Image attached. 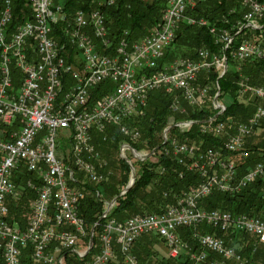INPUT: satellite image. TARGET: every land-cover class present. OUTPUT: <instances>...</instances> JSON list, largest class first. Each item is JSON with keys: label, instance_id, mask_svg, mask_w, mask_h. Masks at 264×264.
Masks as SVG:
<instances>
[{"label": "built area", "instance_id": "built-area-1", "mask_svg": "<svg viewBox=\"0 0 264 264\" xmlns=\"http://www.w3.org/2000/svg\"><path fill=\"white\" fill-rule=\"evenodd\" d=\"M200 1L167 0L160 20L146 36L131 43L122 37L113 53L105 54L97 47L100 44L108 48L112 40L99 9L88 13L76 10L68 15L56 0H29L31 18L10 30L13 3L0 0L2 264H22V249L29 247L26 256L30 264H61L70 250L79 255L86 253L87 248H75L86 237L85 223L77 212L84 192L78 187L75 173L81 172L95 184L106 181L109 175L104 171L106 162L101 163L91 133L93 130L102 132L107 125H113L123 136L137 140L138 130L125 122L140 112L149 92L158 87H163L170 95V114L178 112L185 118L173 123L172 127L178 129L175 133L191 132L196 125L198 133L214 135L218 141H223V147L189 143L190 137L182 140L170 129H164L162 155L180 166L179 177L190 172L197 175V182L181 191L175 202L166 205L161 212L138 213L122 221L106 214L98 250L87 264H107L116 260V249L123 264H149L139 259L133 248L142 235L150 233L165 241L167 264H227L230 260L243 263L246 259L238 252L241 244L234 239L239 234L253 239L250 242L252 252L264 245V162L243 171L236 162L249 158L244 138L255 132L264 118V87L250 85L246 77L237 80V91L250 92L260 104L255 105V113L250 118L237 123L235 133L225 137L226 121L230 118L225 115V105L214 100L219 88L217 80L214 83L197 81L199 73L212 67L223 70L224 54L200 48L195 60L175 58L163 65L162 70L152 72L174 40L180 20L188 24H207L205 19L195 20L187 13ZM112 2L107 0L106 3ZM241 4L245 12L235 23L236 32L239 34L246 27L260 28L264 3L242 0ZM60 24L62 42L53 35L54 27ZM210 31L216 34L215 42L227 49L232 39L230 33L214 25ZM67 46L76 52V66L66 60ZM230 54L241 61L264 60V40L261 36L243 39ZM103 83H110V86L96 91ZM213 89L215 92L211 94ZM203 104L211 111L208 116L199 121L188 117V105L194 108L190 110L193 113L196 108L203 109ZM58 129L68 141L67 156L56 153ZM121 147L125 148V143ZM21 168L38 179L35 182L28 178L24 184L37 193L31 202L25 229L7 221V199L18 194L14 176ZM254 184L258 185L257 196L263 204L260 214L202 206V201L212 192L234 196ZM199 225L217 232L200 231ZM189 226L198 230L193 231L192 236L201 249L193 250L179 237L178 229ZM229 240L236 242L230 244Z\"/></svg>", "mask_w": 264, "mask_h": 264}, {"label": "trees", "instance_id": "trees-1", "mask_svg": "<svg viewBox=\"0 0 264 264\" xmlns=\"http://www.w3.org/2000/svg\"><path fill=\"white\" fill-rule=\"evenodd\" d=\"M12 1L13 20L8 26L10 30L14 29L21 22L31 18L29 0ZM259 1L264 3V0ZM58 2L63 5V9L68 15H71L76 10H83L88 13L95 9H99L104 14L108 36L112 40V45L105 48L99 44L97 49L105 54H112L114 46L122 37L131 43L144 36L161 16L166 5V0H113L111 4H107V0H58ZM244 12L245 9L242 7L241 0H205L198 6L187 11L189 15L196 18H206L210 24L216 27L228 26V23H233ZM259 23L261 25L259 29L246 27L239 35L243 34V37L250 34L257 35L261 36L264 40V16L260 19ZM60 26L61 24L54 27L53 35L59 42H62L63 36L61 37L59 31ZM234 46H236V43L224 50L221 43H216L213 40L208 27L199 24H187L183 21L176 32L174 40L165 50L162 62L160 60L157 68L152 71L160 70L162 65L167 64L166 62H170L177 56L196 59L197 49L205 48L218 55L225 54L228 68L226 73L220 78H218L219 71L214 67L208 71L201 72L197 77L198 82L214 83L218 78L220 91L230 92L233 96L237 90L235 82L240 74L246 75L253 85H264V60L254 59L237 63L230 54ZM66 49V52H64L66 60L75 65V50L70 46H67ZM238 66L240 67L239 70L237 69ZM109 86L110 83H103L96 88V91H101L104 87ZM214 92L215 90L213 89L211 94H214ZM256 102V99L253 101V104L233 102L226 108L225 115L229 118L232 117L233 119L244 121L252 114ZM168 103L169 95L162 90L159 89L150 92L144 114L141 117H137L134 121L141 132V142L133 143L121 135L115 126L107 125L103 132L96 130L92 132V142L96 150L102 156L108 158L112 151L119 150L123 141L130 143L137 150L143 147L149 148V150L154 148L158 150L163 146V129L172 124L175 119V117L172 118L168 111ZM209 113L207 109L195 110L193 113L189 111L188 117L202 120ZM170 132L175 133V127H172ZM187 136L201 141L202 145L205 146L223 147V141H218L214 135H202L198 133L196 125L192 128L191 132L181 134L183 138ZM262 159H264V153L262 155L258 154L255 148L250 157L245 161V164L240 168L243 171L246 167ZM118 160L121 173L118 176L112 174L105 182L99 184H90L86 182L81 172L76 173L79 181L78 186L84 192L83 197L79 201L78 213L88 226V231H90L93 225L95 226V230L91 250L83 258L70 252L71 250L67 251L65 254V264H86L88 262L91 254L97 249L99 244L98 236L107 217L122 221L138 213L161 212L166 205L175 202V199L181 191L197 182V175L190 172L185 173L183 177H179L178 171L180 166L172 159L160 155L157 162H151L149 160L134 161L137 171L135 182L125 194L118 196L120 190L126 185L129 179V165L120 158ZM110 164L112 163L110 162ZM161 169L163 170L161 171ZM17 174V176H14V182L19 189V196L16 198L9 197L7 199L9 210L7 220L10 224H17L20 228L24 229L28 218L27 214L29 212L30 201L37 194L34 190L28 189L24 184L28 178H32L35 182H38V179L36 180L35 175L25 171L24 168H21ZM257 187V184L250 185L245 191L248 194L241 195L242 198L239 200L228 194L212 192V194L202 201V206L206 209L219 206L230 209L233 212L260 214V210L263 209V204L257 196ZM115 196H117L115 205L110 209L107 217L100 219L105 210V201H109ZM198 229L209 232L213 230L205 225H199ZM178 232L183 239L190 242L193 250L201 249L198 242L191 238V228L182 227L178 229ZM218 233L222 236L220 232ZM241 236V239L238 238L239 235L238 237H234V239H238L240 242L241 247L238 248V252L246 261L238 264H264V245H259L257 250L252 252V247L250 246L252 239H248L244 234H241ZM226 240H228V237H226ZM236 240H229V243L234 244ZM155 242V238L153 239L150 234H145L136 241L133 252L139 259L146 260L148 257L155 255L151 251V246ZM30 249L31 247L22 249V264H30V259L26 256V254H29ZM119 256L118 254V258ZM118 258L107 264H122ZM165 261H160L159 264H167L169 259L167 258ZM0 264H2L1 258Z\"/></svg>", "mask_w": 264, "mask_h": 264}, {"label": "rangeland", "instance_id": "rangeland-1", "mask_svg": "<svg viewBox=\"0 0 264 264\" xmlns=\"http://www.w3.org/2000/svg\"><path fill=\"white\" fill-rule=\"evenodd\" d=\"M205 0H202V1H200L198 4H197V6L199 5V4H201L202 2H204ZM56 2L57 3H59L58 2V0H56ZM12 3H13V1H12ZM30 3V2H29ZM241 3H242V0H241ZM61 4V3H60ZM166 6H167V0H166V5H165V7H164V9H163V11H162V14H163V12H164V10H165V8H166ZM162 14H161V16H162ZM12 15H13V7H12ZM72 15V14H71ZM104 15V14H103ZM161 16L158 18V20L156 21V23L149 29V31L144 35V36H146L150 31H151V29L158 23V21L160 20V18H161ZM196 18V17H195ZM201 18H203V19H205L206 21H207V24L206 25H204V26H206V27H208V29H209V32H210V34L212 35V37H213V40H215L216 39V34L215 33H213V32H211L210 31V28L212 27V24H210L209 22H208V20L206 19V18H204V17H197L195 20H197V19H201ZM239 19V18H238ZM261 19V18H260ZM184 20L182 19V20H180V22H179V26H180V24H181V22H183ZM236 21H237V19L233 22V23H228L229 25L228 26H221V27H217V29H220V30H222V29H225V30H227L229 33H230V35H231V41H230V43H229V45H228V47L227 48H229V47H231V46H233L235 43H236V46H237V44H238V42H240L241 40H243V39H246V38H250V39H254V38H258V36L256 35H247V36H245V37H243L244 35L242 34V35H239L237 32H236V26H235V23H236ZM184 22H186V21H184ZM259 22H260V20H259ZM188 24V23H187ZM260 24V23H259ZM179 26H178V29H179ZM260 27H261V25H260ZM177 29V30H178ZM257 29H259V27L257 28ZM177 32V31H176ZM144 36H142V37H140V38H138L137 40H139V39H141V38H143ZM239 39V40H238ZM234 43V44H233ZM222 44V43H221ZM233 44V45H232ZM236 46H234V49L236 48ZM222 48H224V45H222ZM200 49V48H199ZM199 49H197V52H198V50ZM67 50V49H66ZM226 50V49H225ZM66 52V51H65ZM222 55V54H221ZM225 55V54H224ZM231 57H232V55H231ZM77 58L79 59V57H78V54H77ZM176 58H181V57H179V56H177ZM182 58H184V57H182ZM186 58H188V57H186ZM196 58H197V55H196ZM233 58V60H235V62H237V63H243L244 61H251V60H254V59H258V58H251V59H247V60H243V61H241V60H237V59H235L234 57H232ZM163 59V58H162ZM162 59H161V62H162ZM175 59V58H174ZM189 59H191V58H189ZM193 60H195V59H193ZM227 59H226V56H225V62H224V71L223 70H221V71H219V74H218V78H220V77H222L225 73H226V71H227V68H228V64H227V61H226ZM258 60H260V59H258ZM262 60V59H261ZM172 61V60H171ZM160 62V61H159ZM159 62H158V64H159ZM166 63H169V62H166ZM158 64H157V66H158ZM163 69V65H162V67H161V69L160 70H162ZM237 69L239 70L240 69V67L238 66L237 67ZM158 71V70H157ZM152 72H156V71H152ZM223 72V73H222ZM242 77H246L247 78V82L250 84V85H253V84H251L250 83V80H249V78L246 76V75H244V74H240V76H239V78L238 79H240V78H242ZM218 78H217V83H218ZM237 79V80H238ZM237 80H236V82H235V84L237 85V90H238V84H237ZM219 86V85H218ZM253 86H259V87H264V85H253ZM162 90L164 93H166V91H165V89L163 88V87H158V88H155L154 90ZM154 90H152V91H154ZM235 91V93H234V96H233V94L232 93H230V92H221L220 91V87L218 88V91H217V93H215V95H214V100H215V102H220L221 104H223V105H225V109L228 107V106H230L233 102H239V103H243V104H245L247 101H248V103L249 104H253V101L255 100V97H253V96H251L250 94V92H239V91ZM152 91H150V92H152ZM149 92V93H150ZM167 94V93H166ZM169 95V94H168ZM148 96H149V94H148ZM176 96V95H175ZM172 99V98H171ZM147 101H148V99L146 100V103H145V105H144V107L140 110V112H138L137 114H135V116H133V117H131L129 120H127L126 122H125V124L127 125V126H129V127H132V126H134L137 130H138V132H139V137L137 138V140H135V141H131L130 139V141L131 142H141V132H140V130H139V128H138V126L134 123V121H135V119L137 118V117H141L143 114H144V110H145V106L147 105ZM169 101H170V95H169ZM170 103H168V105H169ZM183 104L184 105H186V103H184L183 102ZM256 104H260V101H257L256 102ZM255 104V105H256ZM208 107V105L207 104H203L202 105V107H203V110H205V109H207V111H209V112H211L207 107ZM187 109H188V111H190V110H193L194 108H191L189 105L187 106ZM255 109H256V106L254 107V109H253V111H252V114L248 117V118H250L252 115H253V113H255ZM196 111H198V109L196 108L195 109ZM169 111V110H168ZM195 112V111H194ZM178 112H175V113H172L171 114V116H172V118H174L175 117V119H174V122L173 123H176V122H178V121H184L183 119H185L181 114H177ZM247 118V119H248ZM246 119V120H247ZM246 120H244V121H246ZM195 121H199V119H195ZM264 118L261 120V122H260V125L256 128V131L255 132H253L252 134H250V135H247L244 139V148L246 149V152L247 153H249V156L248 157H250V155H251V153H253V150L256 148V152L258 153V154H260V155H262L263 153H264ZM241 122H243V121H239V120H237V119H233L232 117H230V119L229 120H227L226 121V124L228 125V127H227V133L226 134H224V136L226 137L227 136V134H233V133H235V131H236V128H237V126H238V124L237 123H241ZM173 123L172 124H170V125H168V126H171L170 127V129L172 128V126H173ZM168 126H166V127H168ZM166 127L164 128V129H166ZM193 128V127H192ZM192 128H191V130H192ZM118 129V128H117ZM163 129V130H164ZM176 130H178L177 128H175ZM169 130V129H168ZM190 130V131H191ZM163 132V131H162ZM175 134H177L178 135V137L180 138V139H182L183 140V137H181V134H186V132L184 133V132H180L179 134L178 133H175ZM91 135H92V133H91ZM187 137H189V136H187ZM191 137V136H190ZM127 138V137H126ZM187 141H189V143H194L195 144V142L196 143H201L202 144V142L201 141H199V140H196L195 138L194 139H192V138H188L187 139ZM55 142H56V153L57 154H64L65 156H67L68 154H69V145H68V141L66 140V139H64L63 138V135H62V131L61 130H57V133H56V136H55ZM124 143H125V146H126V148H125V150H124V152H125V154L124 155H126V157L130 160V162L134 165V168H135V162L134 161H136V160H138V161H143V160H149V161H151V162H156L155 160L156 159H158V157L160 156V155H162V153H164V152H162V148L163 147H160L158 150H156V148H154V149H152V150H149V148H146V147H143V148H141V149H139V150H137V149H135L130 143H128V142H126V141H123ZM93 143V142H92ZM162 144L164 145L165 143L162 141ZM94 145V144H93ZM121 145H122V143H121ZM121 145H120V147H119V150L118 151H112V153L109 155V157L108 158H105L104 156H102L97 150H96V148H95V150H96V152L98 153V155H99V157H100V160H101V163H103L104 161L106 162V167L104 168V171H108L109 172V175H108V177L109 176H111L112 174L114 175V176H118L119 175V173H121V170H120V167H119V165H120V163H119V160H118V158H120V159H122V160H124L123 158H121L120 157V148H122L121 147ZM95 147V146H94ZM203 147H208V146H205V145H203ZM133 150H131V149ZM136 156V157H135ZM137 157L138 158H142V160L141 159H137ZM248 158H246V159H237L236 160V162H237V164H238V166L239 167H242L244 164H245V161L247 160ZM99 160V161H100ZM112 163V164H110V162ZM125 161V160H124ZM128 165H129V163L127 162V161H125ZM258 162H264V159H262V160H260V161H256L254 164H256V163H258ZM253 165V164H252ZM252 165H250V166H252ZM136 168H135V179H136ZM179 176V175H178ZM75 177H76V173H75ZM85 177V176H84ZM129 177H130V167H129ZM77 178V177H76ZM78 179V178H77ZM85 179H86V177H85ZM129 180V179H128ZM85 181V180H84ZM86 182H89L90 184H95V183H92V182H90L88 179H86ZM128 182V181H127ZM135 182V181H134ZM78 183H79V181H78ZM97 184H99V183H97ZM127 184V183H126ZM134 184V183H133ZM250 186V185H249ZM248 186V187H249ZM125 187V186H124ZM123 187V188H124ZM248 187H246V189L248 188ZM122 188V189H123ZM121 189V190H122ZM246 189H244V190H242L241 192H239V193H235V195L233 196V197H235L237 200H239V199H241L242 197H241V195H246V194H248L247 192H245L246 191ZM120 190V191H121ZM35 191V190H34ZM36 192V191H35ZM18 193H19V191H18ZM120 193V192H119ZM126 193V192H125ZM124 193V194H125ZM123 195V194H122ZM19 195L17 194V196L16 197H18ZM118 196H121V195H119L118 194ZM114 198V197H113ZM112 198V199H113ZM31 201H33V199L31 200ZM31 201H30V204H29V212H28V214H27V217H28V215H29V213H30V205H31ZM110 201V200H109ZM107 202H108V200L107 201H105V207L104 208H106V205H107ZM115 205V204H114ZM113 205V206H114ZM112 206V207H113ZM227 210H230V209H227ZM110 211V210H109ZM243 213H246V212H243ZM88 226L86 225V223H85V230H86V237L85 238H83V240H80L79 241V243L77 244V246L75 247V248H77V249H79V250H85L86 248H88L89 247V240H90V237H91V229H92V227L90 228V231H88V228H87ZM93 227H94V230H95V226L93 225ZM182 228V227H181ZM186 228H191L192 229V232L193 231H198V230H195V228L193 229V227L192 226H189V227H186ZM180 229V228H179ZM217 232L216 230H212L211 232ZM89 233V234H88ZM177 233H178V235H179V237L183 240V241H185L186 243H188L189 245H190V242H188V241H186L185 239H183L181 236H180V234H179V232L177 231ZM93 234H94V231H93ZM93 234H92V244H91V247H90V249H89V251L91 250V248H92V245H93ZM100 235V234H99ZM245 235V234H244ZM143 236V235H142ZM150 236L154 239L155 238V240H156V242L153 244V246H151V251H153L154 253H155V255L154 256H151V257H148V259H146V260H143V261H148V263L150 264V261H154L153 262V264H155V263H160V261H162V262H166L165 260L168 258V250H167V247H166V245H165V241L161 238H159L156 234H152V233H150ZM248 239L250 238L249 236H247V235H245ZM239 237H240V239L242 238V236H241V234H239ZM98 238H99V236H98ZM157 238V239H156ZM191 238L192 239H194L193 238V236H192V234H191ZM250 239H252V238H250ZM88 240V241H87ZM195 241H196V238L194 239ZM252 241H253V239H252ZM251 241V242H252ZM197 242V241H196ZM191 246V245H190ZM98 247H99V244H98V246H97V249H96V251L95 252H97V250H98ZM192 248V247H191ZM117 250V257H116V259L118 258V254L120 255V253H119V251H118V249H116ZM88 251V252H89ZM70 252H73V251H70ZM87 252V253H88ZM95 252H93V253H95ZM73 253H75L78 257H80V258H83L85 255H79L78 253H76V252H73ZM92 253V254H93ZM66 254V253H65ZM91 254V255H92ZM136 255V254H135ZM183 256V255H182ZM163 258H164V260H163ZM120 259V262L122 263V256L120 255L119 256V258H118V260ZM89 261V260H88ZM110 262V261H109ZM239 262H236V261H234V260H230V261H228V263L227 264H238ZM61 264H65V258H64V262L63 263H61ZM86 264H87V262H86ZM123 264V263H122Z\"/></svg>", "mask_w": 264, "mask_h": 264}, {"label": "water", "instance_id": "water-1", "mask_svg": "<svg viewBox=\"0 0 264 264\" xmlns=\"http://www.w3.org/2000/svg\"><path fill=\"white\" fill-rule=\"evenodd\" d=\"M170 127L171 126L166 127L165 130L170 129ZM125 148H126V146H125ZM125 148H120V153H121L120 154V157L123 158L125 161H127L129 163V167H130V177H129V180H128L127 184L125 185V187L120 191L119 195H122L125 192H127L128 189L133 185V183L135 181V168H134V165L130 162V160L126 157V155H124L125 154V152H124ZM137 159H141L142 160V158H138V157H137ZM116 199H117V196H115L113 199H111L110 201L107 202L106 208L103 211V214L101 215L100 219L103 218V217H105V215L109 212V210L115 204ZM93 231H94V227H92V229H91V237H90V240H89V247L87 248L86 253L89 251V249L91 247V244H92V234H93Z\"/></svg>", "mask_w": 264, "mask_h": 264}, {"label": "bare ground", "instance_id": "bare-ground-1", "mask_svg": "<svg viewBox=\"0 0 264 264\" xmlns=\"http://www.w3.org/2000/svg\"><path fill=\"white\" fill-rule=\"evenodd\" d=\"M106 128V127H105ZM105 130V129H104ZM99 132V131H98ZM103 132V131H102ZM121 134V133H120ZM122 135V134H121ZM122 143H124V142H122ZM105 182V181H104ZM102 183V182H101ZM79 187V186H78ZM18 188V187H17ZM19 190V189H18ZM12 198H16V197H12ZM32 202V201H31ZM79 205V204H78ZM30 210H31V205H30ZM77 212H78V209H77ZM108 214V213H107ZM78 215H79V213H78ZM80 216V215H79ZM107 216V215H106ZM105 216V217H106ZM81 217V216H80ZM82 218V217H81ZM83 219V218H82ZM8 221V220H7ZM84 221V220H83ZM10 224V223H9ZM26 224H27V221H26ZM11 225H17V224H11ZM18 226V225H17ZM19 227V226H18ZM26 227V226H25ZM20 228V227H19ZM20 229H22V228H20ZM25 229V228H24ZM86 254V253H85ZM84 254V255H85ZM90 260V259H89Z\"/></svg>", "mask_w": 264, "mask_h": 264}, {"label": "crops", "instance_id": "crops-1", "mask_svg": "<svg viewBox=\"0 0 264 264\" xmlns=\"http://www.w3.org/2000/svg\"><path fill=\"white\" fill-rule=\"evenodd\" d=\"M264 122V121H263Z\"/></svg>", "mask_w": 264, "mask_h": 264}]
</instances>
